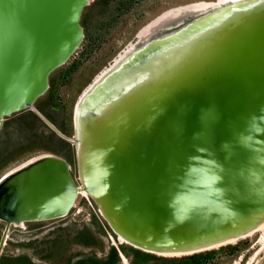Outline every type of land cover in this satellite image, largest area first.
Here are the masks:
<instances>
[{"label":"water","instance_id":"95a60500","mask_svg":"<svg viewBox=\"0 0 264 264\" xmlns=\"http://www.w3.org/2000/svg\"><path fill=\"white\" fill-rule=\"evenodd\" d=\"M89 4L0 0V130L8 117L34 112L74 144L79 178L54 155L2 177L0 256L11 226L67 216L79 191L113 236L146 254L188 256L256 232L264 224V0L162 14L82 95L70 139L34 105L80 47Z\"/></svg>","mask_w":264,"mask_h":264},{"label":"rangeland","instance_id":"374dc122","mask_svg":"<svg viewBox=\"0 0 264 264\" xmlns=\"http://www.w3.org/2000/svg\"><path fill=\"white\" fill-rule=\"evenodd\" d=\"M216 1L90 0V4L84 8L81 16L84 39L80 47L66 64L51 74L49 90L36 101L34 107L63 135L70 139L74 138V110L80 96L95 77L110 66L118 55L128 48V45L137 42L139 31L171 9ZM45 154L65 159L70 165L75 182L79 184L76 152L72 142L62 139L29 110L14 114L4 121L0 131V178L21 164ZM96 222L104 229V238L109 245L119 247L127 259V264H193L185 260L188 256L161 257L143 253L126 244H114V240L108 237L113 234L101 218L95 204L91 199L81 195L77 197L70 213L63 218L26 223L23 228L11 227L9 238L0 256V263L27 264L28 253L41 264H66L67 257L72 253V245L67 242L72 231L85 225L96 228ZM3 229L4 223L0 222V238ZM260 235V232H257L245 240L207 251H214L208 264H237L239 258L243 256L241 264L251 262V264H264V249L258 255L260 259L255 260V254L259 252L255 251L258 246L252 248ZM35 237L42 239L41 243L39 240L36 243ZM112 238L115 239L114 236ZM53 240L54 251L50 252V242ZM28 241H32L31 246L34 251L29 250ZM114 250L116 251L115 248ZM132 250L137 252L139 259L130 255ZM63 252V256L59 259ZM92 253L94 252H88V254ZM124 253L129 255L126 256Z\"/></svg>","mask_w":264,"mask_h":264},{"label":"crops","instance_id":"0c3cea01","mask_svg":"<svg viewBox=\"0 0 264 264\" xmlns=\"http://www.w3.org/2000/svg\"><path fill=\"white\" fill-rule=\"evenodd\" d=\"M103 230L104 229L96 222V228H89L87 225H85L79 227L77 230L72 231L74 233L77 232L79 237L76 240L73 239L72 243L68 242V244L72 245V253L70 257L75 256V259L82 258L78 263L75 264H118L114 260L117 256L116 252H113V247L108 245L107 240L104 238ZM119 250L120 249L118 247L116 251L121 256V251L119 252ZM89 251H93V255L88 254ZM63 254L64 252L62 255ZM112 254L115 255L113 256ZM28 256L32 257L30 254H28ZM34 262L35 261L31 260V262L29 261V264H34Z\"/></svg>","mask_w":264,"mask_h":264},{"label":"bare ground","instance_id":"6f19581e","mask_svg":"<svg viewBox=\"0 0 264 264\" xmlns=\"http://www.w3.org/2000/svg\"><path fill=\"white\" fill-rule=\"evenodd\" d=\"M218 1H230V0H218ZM208 4H210V3H198V4H189V5H187V6H182V7H179V8H176V9H171V10H169V11H167V12H165V13H163V15H168L169 13H175V12H178V11H180V10H183V9H188V8H191V7H194V6H198V7H200V6H206V5H208ZM162 17V14L160 15V16H158L157 18H155L153 21H151L147 26H145L141 31H139V33H138V37L137 38H140V37H142L143 35H146L149 31H148V29H149V27H150V24L152 23H155L158 19H160ZM170 18V17H169ZM167 19L164 23H167V21H170L172 18H170V19ZM155 21V22H154ZM134 44H131L130 46L128 45V48L125 50V51H123L121 54H119L118 55V57L113 61V63L110 65V66H108L106 69H103V71L102 72H100L96 77H95V79H94V81L84 90V92L82 93V95L85 93V92H87L88 90H90L91 88H92V86L94 85L93 83H95L96 81H97V79H99L110 67H112V65L114 64V62H116V61H118V59H120V58H122L123 57V55L128 51V49L129 48H131L132 46H133ZM82 95L80 96V98L82 97ZM80 98H79V100H80ZM78 100V101H79ZM46 155V154H45ZM40 157V156H39ZM33 159H31V160H29V161H27V162H25L24 164H21V166H23V165H25L26 163H28V162H30V161H32ZM21 166H18V168L19 167H21ZM17 168V167H16ZM15 170V169H14ZM14 170H12V171H14ZM12 171H9L8 173H6L5 175H3L2 177L4 178L7 174H9L10 172H12ZM1 177V178H2ZM0 178V179H1ZM79 195H81L82 197H85V198H88V196H87V194L85 193V192H83V191H79ZM88 200V199H87ZM89 201V200H88ZM5 226V225H4ZM11 227H20V228H23L24 227V225L23 226H11ZM257 232H260V237H259V240H258V244L261 246L260 248L263 250L264 249V224L263 225H261L259 228H258V230L256 231V232H254L253 234H250V235H248V236H246V237H244V238H247V237H250V236H252V235H254L255 233H257ZM8 235H9V232H8V234H7V237H6V240H5V244H6V241H7V239L9 238L8 237ZM111 238H112V236H111ZM113 240H114V244H126L121 238H112ZM241 239H243V238H241ZM234 242H236V241H231L230 243H234ZM4 244V245H5ZM4 247V246H3ZM122 261H123V263L124 264H127V259L122 255Z\"/></svg>","mask_w":264,"mask_h":264},{"label":"flooded vegetation","instance_id":"af4514ba","mask_svg":"<svg viewBox=\"0 0 264 264\" xmlns=\"http://www.w3.org/2000/svg\"><path fill=\"white\" fill-rule=\"evenodd\" d=\"M37 116V115H36ZM48 120V119H47ZM49 121V120H48ZM50 122V121H49ZM51 123V122H50ZM52 124V123H51ZM3 126V125H2ZM1 129H2V127H1ZM1 131V130H0ZM253 236V235H252ZM252 236H250V237H252ZM79 237V234L76 232V233H74V232H72L71 233V237L68 239L69 241H67V242H70V243H72V240L74 239V240H76L77 238ZM115 237V236H114ZM250 237H247V238H250ZM116 238V237H115ZM247 238H243V239H240V240H245V239H247ZM50 239V238H49ZM31 240H33V239H31ZM34 240H36L35 242L37 243L38 242V240H39V242L41 243V240L42 239H39L38 237H35V239ZM240 240H238V241H240ZM258 240H259V238L256 240V242H254L253 243V246H252V248H255V247H257L258 246V248H257V250H255V251H259L257 254H255V260H258V259H260V256L258 257V255H259V253L262 251V249L259 247V245H258ZM45 242H46V239L44 240ZM32 241H28V246H29V250H32V251H34L35 249L31 246V243ZM48 242V241H47ZM53 242H54V240L52 241V242H50L51 243V250H50V252H53L54 251V249H52V245H53ZM237 242V241H236ZM35 243V244H36ZM40 243H39V245H40ZM108 245H109V243H108ZM119 245H123V244H119ZM227 245H229V244H227ZM112 247H113V245H112ZM117 249L118 247H113V249ZM236 249V248H235ZM261 249V250H260ZM39 252H40V250H38ZM37 252V249H36V251H35V253ZM119 252H120V250H119ZM247 252H249V251H247ZM203 253H206V252H203ZM256 253V252H255ZM120 254H121V256L117 253V251H116V258L114 259L115 260V262H116V260H117V262L116 263H120V261H121V264H124L123 263V261H122V252H120ZM126 256L127 255H129V254H127V253H124ZM197 254H200V253H197ZM52 255H53V253H52ZM81 255H83V254H81ZM113 256L115 255V254H112ZM130 255L133 257V258H135V259H139L138 257H137V252L136 251H134V250H132L131 251V253H130ZM193 255H196V254H193ZM193 255H188V257L189 256H193ZM63 255H60L59 256V259H60V257H62ZM84 256V255H83ZM124 256V255H123ZM131 256H129V259L131 258ZM27 259H26V261H27V264H29V261L31 262V260L32 261H35L34 262V264H41V263H38L35 259H33L32 257H30V256H28V254H27ZM243 258H244V256L242 257V258H239V262L237 263V264H241V262H243ZM82 259V258H81ZM81 259H75V256L74 257H70V255H69V257H67V259H66V262H67V264H75V263H78L79 262V260H81ZM83 260H84V258H83ZM25 261V260H24ZM263 261H264V258H263ZM132 263H133V261H132ZM252 263V262H251ZM250 263V264H251Z\"/></svg>","mask_w":264,"mask_h":264},{"label":"trees","instance_id":"16d2710c","mask_svg":"<svg viewBox=\"0 0 264 264\" xmlns=\"http://www.w3.org/2000/svg\"><path fill=\"white\" fill-rule=\"evenodd\" d=\"M112 251L114 252L115 250L113 249ZM213 253H214V251L207 252V253H200V254H196L193 256L185 257L186 258L185 260L191 261L193 264H208V262H210V260L212 258ZM0 264H4V263L1 262ZM185 264H187V263H185Z\"/></svg>","mask_w":264,"mask_h":264},{"label":"built area","instance_id":"2783aa9c","mask_svg":"<svg viewBox=\"0 0 264 264\" xmlns=\"http://www.w3.org/2000/svg\"><path fill=\"white\" fill-rule=\"evenodd\" d=\"M108 237H109V239H111L112 240V238H111V236L110 235H108ZM113 237V236H112Z\"/></svg>","mask_w":264,"mask_h":264}]
</instances>
